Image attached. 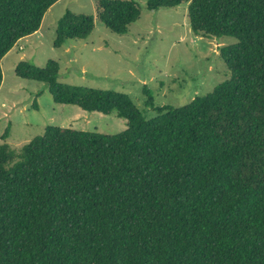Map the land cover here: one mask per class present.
Listing matches in <instances>:
<instances>
[{
  "label": "trees",
  "instance_id": "1",
  "mask_svg": "<svg viewBox=\"0 0 264 264\" xmlns=\"http://www.w3.org/2000/svg\"><path fill=\"white\" fill-rule=\"evenodd\" d=\"M60 0H0L2 60ZM188 3L191 31L233 37L219 49L231 78L176 108L59 82L60 67L21 62L16 75L47 85L55 103L125 119L119 135L48 126L14 150L0 144V264H264V0ZM141 16L135 0H99L97 16L67 11L54 46L87 40L96 19L118 35Z\"/></svg>",
  "mask_w": 264,
  "mask_h": 264
},
{
  "label": "rangeland",
  "instance_id": "2",
  "mask_svg": "<svg viewBox=\"0 0 264 264\" xmlns=\"http://www.w3.org/2000/svg\"><path fill=\"white\" fill-rule=\"evenodd\" d=\"M98 1L60 0L44 16L40 30L20 40L4 57L0 144L8 130L6 142L20 150L43 136L48 126L108 136L128 129L126 120L116 114L55 103L46 84L16 75L21 62L44 68L55 61L61 83L124 93L145 120L159 116L158 111L146 107L145 88L153 92L156 107L181 108L230 80L219 49L237 44V39L196 36L190 28L188 3L149 11L147 0H135L141 16L127 34H115L96 19L95 31L87 40L69 41L56 48L59 19L67 11L96 17Z\"/></svg>",
  "mask_w": 264,
  "mask_h": 264
}]
</instances>
